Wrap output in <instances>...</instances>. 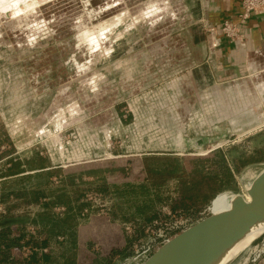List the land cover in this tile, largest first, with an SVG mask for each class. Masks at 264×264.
Instances as JSON below:
<instances>
[{
  "label": "rangeland",
  "instance_id": "obj_1",
  "mask_svg": "<svg viewBox=\"0 0 264 264\" xmlns=\"http://www.w3.org/2000/svg\"><path fill=\"white\" fill-rule=\"evenodd\" d=\"M207 27L198 0H2L0 183L9 178L11 159L29 170L23 175L36 172L30 166L38 165L37 154L49 168L63 171L9 180L5 183L12 184L0 185V197L49 179L89 181L80 185L86 189L83 200L94 193L101 198L88 202L78 218L76 256L89 257L91 264H127L125 254L104 253L145 226L126 218L149 214L151 200L166 194L150 187L122 186L118 194L99 188L104 181L143 180L141 157L159 155L181 168L207 167L204 173L219 174L206 204L193 208L198 212L220 193H247L264 169V85L258 86L264 76L214 84L203 71L195 84L185 79L186 93L176 91L184 79L178 80L183 70L177 55L201 53L192 42L209 38ZM225 163L233 181L224 175ZM186 185L197 191L193 183ZM166 186L174 196L184 192L174 181ZM6 206L11 217L0 227L27 221L35 231L30 220L41 203L11 198L0 203V212ZM154 209L172 212L158 200ZM118 237L120 242L112 241ZM263 242L264 233L225 264H258ZM70 247V242L56 246L54 264L72 256ZM14 254L24 256L17 249Z\"/></svg>",
  "mask_w": 264,
  "mask_h": 264
},
{
  "label": "trees",
  "instance_id": "obj_2",
  "mask_svg": "<svg viewBox=\"0 0 264 264\" xmlns=\"http://www.w3.org/2000/svg\"><path fill=\"white\" fill-rule=\"evenodd\" d=\"M38 165L30 166V170H37L34 173L23 175L27 170L26 168L21 169L23 165L19 160L11 159V166L8 168V174L4 183L0 185H8L12 183H5L9 180H19L26 177L35 176H51L54 173L62 172V169L55 170L49 168L44 161L46 158L37 154ZM168 157L159 155H147L143 157V163L141 166L146 173V177L139 182H123V183H108L104 181L101 184L99 190L101 192L108 193L112 191L118 194V190L122 186L137 187V188H148L154 189L156 195L166 194L164 198H158L159 202H164L171 206L173 212H180L183 214H196L199 210L193 209L197 205L206 204L207 196L209 191H212V180L220 177L219 174H210L209 172L204 173V167L200 171L196 168L188 167L181 168L179 164L174 160L170 159L168 164H160L159 161L169 160ZM223 160L226 161L224 158ZM30 163V161H27ZM193 173L202 174V179L190 178ZM204 173V174H203ZM224 175L228 178V182L234 180V175L228 164L225 163ZM69 176V174H67ZM204 177V178H203ZM64 179H61V183L51 182L49 179L43 186L26 185L19 188V191L10 190L3 197H0V203H4L11 198L24 197L27 204L41 203L42 209L38 211L34 217L30 220L36 229L34 232L28 230L27 221H19L14 226L12 222H8L0 227V264H54L52 256L56 250V246L62 243L64 246L67 242H70L72 256L65 257L63 263L57 264H76V261L82 259L86 263L91 264V259L85 255H80L79 258L76 256V246L78 234L76 228L79 224V217L88 202L84 201L83 198L86 195V189H81V184H86L89 181L80 180V183H63ZM174 181L183 187L184 192L181 196H174L171 193H166L167 184ZM187 183H193L192 187L197 188V191H189ZM72 187L77 189L78 192L71 194V190L68 188ZM187 190V191H186ZM179 191L180 188H179ZM31 195V196H30ZM30 196V197H29ZM157 200L152 199L150 204L152 209L150 213L143 215L139 214L133 218H126L135 220L137 225L150 224L156 219L166 216L154 209ZM63 206V211H55L57 205ZM6 213L0 212V222L3 219L9 218L11 211L10 207L6 206ZM141 228V227H140ZM139 229V228H138ZM144 230L139 229L137 235L129 238L124 247L117 249L112 252V255L119 253L130 255L132 254V245L135 239L143 236ZM62 236L60 240L58 237ZM24 248H30L31 252L27 256H21L14 254L11 250L22 251ZM44 249H47L44 252ZM130 249V250H129Z\"/></svg>",
  "mask_w": 264,
  "mask_h": 264
},
{
  "label": "crops",
  "instance_id": "obj_3",
  "mask_svg": "<svg viewBox=\"0 0 264 264\" xmlns=\"http://www.w3.org/2000/svg\"><path fill=\"white\" fill-rule=\"evenodd\" d=\"M203 5L205 21L208 25H218L224 19H235L241 10L242 0H198ZM245 40L241 43L222 38L218 47L212 48L209 38H194L195 48L201 53L190 51L179 54L176 60L183 70V84L176 91L186 93L185 79H191L195 84V75L205 72L209 81L214 84L234 82L248 78L264 76V14L252 16L243 27ZM171 57V55H168ZM174 57L171 58L173 60ZM173 63H171L172 65ZM264 82L258 83L263 86ZM185 96V95H184ZM143 163V157L140 158ZM79 235V234H78ZM258 264H264L263 260Z\"/></svg>",
  "mask_w": 264,
  "mask_h": 264
},
{
  "label": "water",
  "instance_id": "obj_4",
  "mask_svg": "<svg viewBox=\"0 0 264 264\" xmlns=\"http://www.w3.org/2000/svg\"><path fill=\"white\" fill-rule=\"evenodd\" d=\"M249 196V197H248ZM264 225V169L230 209L212 213L174 236L143 264H213L254 227Z\"/></svg>",
  "mask_w": 264,
  "mask_h": 264
},
{
  "label": "built area",
  "instance_id": "obj_5",
  "mask_svg": "<svg viewBox=\"0 0 264 264\" xmlns=\"http://www.w3.org/2000/svg\"><path fill=\"white\" fill-rule=\"evenodd\" d=\"M264 14V0H242L241 1V10L238 13L235 19H224L218 25H208L207 33L210 40V45L212 48L218 47L221 44L222 38H227L230 41L235 42H243L245 40V34L243 32V27L246 23L251 19L252 16L255 15H263ZM238 194H241L247 197V193H231L229 195L236 197ZM97 198H101V194L94 193L86 196L85 200L89 203H93V201ZM64 207H57L56 210L63 211ZM85 211L82 212L84 214ZM212 208L209 206L208 208L200 211L196 214H183L180 212H168L166 216L161 217L159 219L154 220L150 224H147L143 227L144 234L141 237L135 239L132 246V254L125 256V260L127 264H143L158 248H160L163 244L171 240L174 236L181 233L182 231L188 229L193 226L197 222L211 215ZM137 235L136 231H132L130 235L127 236V239L124 241V247L129 238H132ZM60 240L63 239L62 236L58 237ZM121 238L112 239L119 242ZM97 245V244H96ZM98 246V245H97ZM122 247L114 246L111 248V252L104 253V255L110 256L112 252L120 249ZM259 246H257L258 248ZM103 248L100 247V250ZM258 257H260L264 253V242L261 245V249H259ZM15 250H11V252ZM47 249H44L46 252ZM257 251V250H256ZM23 252L24 256H27L31 250L30 248H24L22 251H18V254ZM102 252H104L102 250ZM258 252V251H257ZM111 257V256H110ZM78 264H89L79 260Z\"/></svg>",
  "mask_w": 264,
  "mask_h": 264
},
{
  "label": "bare ground",
  "instance_id": "obj_6",
  "mask_svg": "<svg viewBox=\"0 0 264 264\" xmlns=\"http://www.w3.org/2000/svg\"><path fill=\"white\" fill-rule=\"evenodd\" d=\"M2 0H0L1 6ZM250 186V185H249ZM248 186V187H249ZM249 197V196H248ZM233 196L227 193L218 194L211 203L212 212L217 214L230 209L232 205ZM262 233H264V225L254 227L245 236H243L237 243H235L231 248L225 251L213 264H225V261L236 256L238 252L244 247V249L249 246L255 239H257Z\"/></svg>",
  "mask_w": 264,
  "mask_h": 264
}]
</instances>
